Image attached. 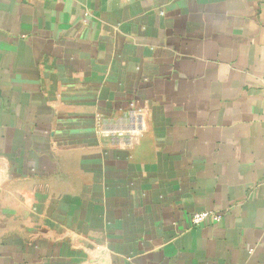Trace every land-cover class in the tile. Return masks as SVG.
<instances>
[{
    "label": "crops",
    "instance_id": "crops-1",
    "mask_svg": "<svg viewBox=\"0 0 264 264\" xmlns=\"http://www.w3.org/2000/svg\"><path fill=\"white\" fill-rule=\"evenodd\" d=\"M0 264H264V0H0Z\"/></svg>",
    "mask_w": 264,
    "mask_h": 264
},
{
    "label": "built area",
    "instance_id": "built-area-1",
    "mask_svg": "<svg viewBox=\"0 0 264 264\" xmlns=\"http://www.w3.org/2000/svg\"><path fill=\"white\" fill-rule=\"evenodd\" d=\"M143 123V114L132 111V114L129 116V129L132 132H140L144 127ZM221 218L222 215L220 213L212 210H203L195 212L191 217V221L194 226L198 227L206 222H211L214 224L220 223Z\"/></svg>",
    "mask_w": 264,
    "mask_h": 264
},
{
    "label": "rangeland",
    "instance_id": "rangeland-1",
    "mask_svg": "<svg viewBox=\"0 0 264 264\" xmlns=\"http://www.w3.org/2000/svg\"><path fill=\"white\" fill-rule=\"evenodd\" d=\"M134 110H138V111H135L137 113H142L143 114V117H144V111H142L140 108H138L137 106H135ZM130 114H132V111H129Z\"/></svg>",
    "mask_w": 264,
    "mask_h": 264
}]
</instances>
